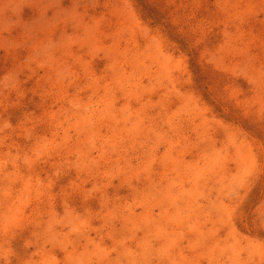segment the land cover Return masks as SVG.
<instances>
[{"label": "rangeland", "instance_id": "rangeland-1", "mask_svg": "<svg viewBox=\"0 0 264 264\" xmlns=\"http://www.w3.org/2000/svg\"><path fill=\"white\" fill-rule=\"evenodd\" d=\"M0 264H264V0H0Z\"/></svg>", "mask_w": 264, "mask_h": 264}, {"label": "bare ground", "instance_id": "bare-ground-1", "mask_svg": "<svg viewBox=\"0 0 264 264\" xmlns=\"http://www.w3.org/2000/svg\"><path fill=\"white\" fill-rule=\"evenodd\" d=\"M82 225V224H81Z\"/></svg>", "mask_w": 264, "mask_h": 264}]
</instances>
